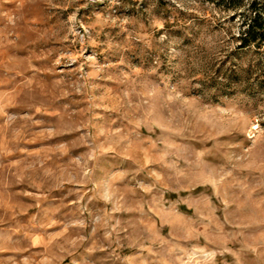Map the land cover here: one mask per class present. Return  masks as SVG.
<instances>
[{
    "label": "rangeland",
    "instance_id": "obj_1",
    "mask_svg": "<svg viewBox=\"0 0 264 264\" xmlns=\"http://www.w3.org/2000/svg\"><path fill=\"white\" fill-rule=\"evenodd\" d=\"M253 1L0 0V264H264Z\"/></svg>",
    "mask_w": 264,
    "mask_h": 264
},
{
    "label": "trees",
    "instance_id": "obj_2",
    "mask_svg": "<svg viewBox=\"0 0 264 264\" xmlns=\"http://www.w3.org/2000/svg\"><path fill=\"white\" fill-rule=\"evenodd\" d=\"M254 11V17L245 21V31L242 33L240 40L242 47L256 43L258 46L264 41V11L257 9V0L251 5Z\"/></svg>",
    "mask_w": 264,
    "mask_h": 264
}]
</instances>
